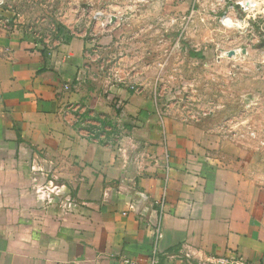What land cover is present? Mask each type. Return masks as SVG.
Segmentation results:
<instances>
[{"label":"crops","instance_id":"crops-1","mask_svg":"<svg viewBox=\"0 0 264 264\" xmlns=\"http://www.w3.org/2000/svg\"><path fill=\"white\" fill-rule=\"evenodd\" d=\"M72 28L0 26V264H264V76L191 109Z\"/></svg>","mask_w":264,"mask_h":264},{"label":"rangeland","instance_id":"rangeland-1","mask_svg":"<svg viewBox=\"0 0 264 264\" xmlns=\"http://www.w3.org/2000/svg\"><path fill=\"white\" fill-rule=\"evenodd\" d=\"M0 1V26L40 41L83 27L105 72L124 64L136 84L148 77L156 87L164 83L166 100L191 109L221 104L223 95L239 99L251 86L240 78L257 83L264 76V0ZM96 11L105 15L95 19Z\"/></svg>","mask_w":264,"mask_h":264},{"label":"built area","instance_id":"built-area-1","mask_svg":"<svg viewBox=\"0 0 264 264\" xmlns=\"http://www.w3.org/2000/svg\"><path fill=\"white\" fill-rule=\"evenodd\" d=\"M1 4L2 2L0 1V6ZM103 15H105V13H103L102 11H96L94 14V18L99 19V17H102ZM109 20H110V15H109ZM172 21H175V20L172 19ZM65 87H68V86L66 85ZM123 261L125 264H158V258L156 256L155 251L152 252L150 259L144 262L133 260L130 258H126ZM199 264H245V263H244V260L241 258V256H238L237 254H235V255H228V256L227 255L226 256H210L204 259Z\"/></svg>","mask_w":264,"mask_h":264},{"label":"water","instance_id":"water-1","mask_svg":"<svg viewBox=\"0 0 264 264\" xmlns=\"http://www.w3.org/2000/svg\"><path fill=\"white\" fill-rule=\"evenodd\" d=\"M234 53H235V51L234 50H231L227 54H228V56H232V55H234Z\"/></svg>","mask_w":264,"mask_h":264},{"label":"trees","instance_id":"trees-1","mask_svg":"<svg viewBox=\"0 0 264 264\" xmlns=\"http://www.w3.org/2000/svg\"><path fill=\"white\" fill-rule=\"evenodd\" d=\"M193 55H199V54H193Z\"/></svg>","mask_w":264,"mask_h":264}]
</instances>
